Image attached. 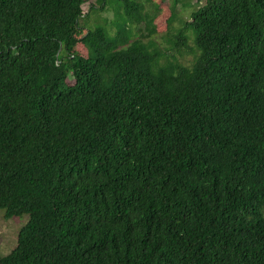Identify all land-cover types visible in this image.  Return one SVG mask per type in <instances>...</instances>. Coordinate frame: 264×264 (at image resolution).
<instances>
[{"label":"trees","instance_id":"1","mask_svg":"<svg viewBox=\"0 0 264 264\" xmlns=\"http://www.w3.org/2000/svg\"><path fill=\"white\" fill-rule=\"evenodd\" d=\"M87 1L0 0V264H264V0H204L189 66Z\"/></svg>","mask_w":264,"mask_h":264},{"label":"rangeland","instance_id":"2","mask_svg":"<svg viewBox=\"0 0 264 264\" xmlns=\"http://www.w3.org/2000/svg\"><path fill=\"white\" fill-rule=\"evenodd\" d=\"M144 7V11L147 15L154 17V24L158 26L159 35L152 37L151 42L155 44V49L159 52H163L161 61L163 59L170 60V62H181L183 65L189 66L195 57V44L194 34L189 29L186 32L188 36V42L184 48H170L169 39L179 30L185 28V22L189 20L190 14L200 5L204 3V0L198 2L197 0H181L179 4L174 5L172 0H130ZM90 5L100 7L99 2L96 0H88L83 5V11L85 15L80 19L82 27L88 30L94 28H101L103 31L113 38L114 32L120 28L129 29V23L127 22V14L122 6L120 0H107V6L105 10H91ZM168 17H174V21L170 25V28L163 31L164 23ZM134 37L137 38L141 34L145 35L144 24L141 23L138 26L133 25ZM130 28V29H132ZM137 33V35H136ZM142 41H149L147 38H142ZM159 47V48H158ZM152 48V47H151ZM167 50V53L165 49ZM167 56V57H166ZM166 57V59H165ZM28 222V215L24 214L17 217L7 219L5 217V211L0 209V256H5L13 250L17 244V237L20 229Z\"/></svg>","mask_w":264,"mask_h":264}]
</instances>
